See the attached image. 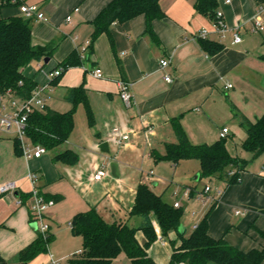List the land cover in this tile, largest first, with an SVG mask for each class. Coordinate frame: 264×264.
Segmentation results:
<instances>
[{
    "label": "crops",
    "instance_id": "obj_1",
    "mask_svg": "<svg viewBox=\"0 0 264 264\" xmlns=\"http://www.w3.org/2000/svg\"><path fill=\"white\" fill-rule=\"evenodd\" d=\"M18 1L1 7L0 19L27 17L20 11L22 4L37 5L47 18H32V42L48 46L49 61L33 60L24 74L34 77L38 85L49 87L47 107L59 112L73 108L66 98L70 88L83 86L93 121L90 123L85 105L77 104L68 140L40 157L26 156L22 144L19 148L16 142L15 131L0 127V186L12 180L18 184L16 191L0 193V257L14 262L19 251L39 234L29 209L33 187L55 200L47 213L51 234L67 222L71 228L72 218L92 207L108 222L120 221L134 227L130 211L138 185L148 183L163 197L164 192L157 189L156 173L169 171L176 176L181 166H186L182 173L185 179H179L181 186L172 190L171 196L179 202L184 198L217 201L209 221L212 237L224 238L244 251L264 246V154L249 162L239 183L217 188L222 190L219 196L211 190L204 200L200 199L204 188L197 186L202 180L199 160H181L175 165L169 160H156L153 155L163 154L166 143L177 142L173 122L178 120L194 144L217 142L222 128L228 127L229 151L251 159V153L240 147L247 135L240 120L242 115L254 121L264 114V32L252 31L256 0H218L217 11L222 12L228 25L224 39L214 32L210 16L196 9V0H160L165 16L153 22L158 41L147 32L145 16L138 15L112 25L114 48L105 32L91 44L94 19L111 0ZM68 15L71 21H67ZM203 29L209 30L205 38L199 37ZM237 29L243 37L240 43L232 38ZM74 52L78 64L63 68L62 63ZM162 59L170 61L165 68L160 67ZM58 68L61 75L52 79L50 72ZM96 69L102 70L101 77L94 75ZM167 74L171 81L165 80ZM121 80L132 84L131 106L120 96ZM114 127L128 139L113 141ZM104 142L109 143V152L101 149ZM26 146L34 147L27 138ZM66 150L77 155L74 163L55 159L57 153ZM113 161L118 163L119 177L112 173ZM102 166L106 167V176L94 181L93 175ZM30 174L36 175L35 182ZM187 189H191L189 196H185ZM237 209L242 213L236 214ZM141 222L142 218L139 225ZM153 223L158 239L149 248V255L159 264H168L172 243L178 246L181 234L172 231L163 237L155 220ZM143 233L137 232L141 243L146 239ZM46 255L27 264H42L44 260L49 263L52 255ZM112 264H131V260L121 255Z\"/></svg>",
    "mask_w": 264,
    "mask_h": 264
},
{
    "label": "trees",
    "instance_id": "obj_2",
    "mask_svg": "<svg viewBox=\"0 0 264 264\" xmlns=\"http://www.w3.org/2000/svg\"><path fill=\"white\" fill-rule=\"evenodd\" d=\"M258 4L264 0H256ZM20 3L18 0H0V8ZM196 9L216 20L218 0H196ZM138 15H144L147 22V32L158 41L153 29V22L165 16L160 0H111L94 19L95 30L91 44L96 38L107 33L112 47H115L111 27L114 23L128 21ZM33 17L22 15L0 19V97L8 99V93L19 99L30 98L38 82L34 77L24 74V69L33 61L45 59L48 46H37L32 42ZM79 58L72 53L63 63V68L78 64ZM120 71L125 69L119 62ZM59 77V76H58ZM56 77V78H58ZM55 79V78H54ZM10 97V96H9ZM67 100L73 103V108L67 112H59L50 107L35 110L29 114L26 127V138L34 146H43L46 150L57 149L65 143L74 129L76 106L83 103L86 107L90 123L93 113L90 108L86 89L83 86L70 88ZM241 125L246 128V138L240 147L251 153V159H245L238 153L232 154L226 139H219L212 144H194L189 139L178 120L173 125L177 134V142L165 144V152L154 153L156 160H169L177 165L181 160L196 159L200 162V179L220 178L227 184H237L241 180V172L249 162L264 154V114L254 121L244 115ZM20 148V140L16 138ZM18 148V149H19ZM20 151V149H19ZM55 159L75 162L77 155L66 150L55 155ZM233 174L230 175V172ZM58 197L57 200H60ZM131 216H140L138 228L128 223L108 222L96 209L77 213L71 221L73 234L82 237V253H76L68 264H112L121 255L127 256L131 264H159L150 255L149 248L158 239L154 220L160 228L163 237L170 232H179L182 211L166 202L162 195L156 193L148 183H140L136 190ZM138 230H143L144 243L137 237ZM180 244H173V253L168 264H263L264 246L244 251L229 244L224 238H214L209 234V222L206 215L194 230L186 236L180 235ZM53 234L46 238L42 234L25 248L19 251L14 262H7L0 257V264H27L41 254L48 252Z\"/></svg>",
    "mask_w": 264,
    "mask_h": 264
},
{
    "label": "built area",
    "instance_id": "obj_3",
    "mask_svg": "<svg viewBox=\"0 0 264 264\" xmlns=\"http://www.w3.org/2000/svg\"><path fill=\"white\" fill-rule=\"evenodd\" d=\"M230 2V0H227ZM20 11L25 14L27 17H37L38 19L47 20L45 14L41 12L37 5L33 4H22L20 5ZM216 20L212 22V28L214 32H216L220 39H224L226 36V32L228 31V25L226 24L223 14L220 11L216 12ZM67 21H71V15L67 16ZM253 32H264V2L258 4L257 10L253 20ZM209 34L208 29H203L199 33V37H207ZM232 38L234 43H240L243 40V37L239 31V29L235 30L232 33ZM85 49V47H84ZM170 61L168 59H162L160 61V67L165 68L169 65ZM62 73L61 69H54L50 72L49 76L54 79L60 76ZM94 75L97 77L102 76V70L96 69L94 71ZM166 81H171L172 77L167 74L165 75ZM232 84H229L228 87H232ZM132 84L126 81H119V91L120 96L127 106H131L134 102V95L131 91ZM47 85H38L33 91L30 98L27 99H19L11 95L10 91L8 93V99L4 97H0V127L6 131L14 130L16 133V137L20 140L24 153L26 156H34L40 157L47 150L43 146H36L33 148L27 147L24 141L26 138V127H27V119L29 114L35 110H44L47 106ZM10 96V97H9ZM229 134V128L223 127L220 132V139H226ZM111 139L118 143H122L123 141L128 139V135L123 133L118 127H114L112 129ZM152 173V172H151ZM107 174V170L105 166L97 169L96 173L93 175L92 179L94 181L102 180ZM233 174V171L230 172V175ZM33 182L36 181V175L30 174L29 176ZM18 188V184L16 181H7L0 186V193L7 194L13 191H16ZM211 190H215L216 194L219 196L222 194V190L213 189L210 184L205 185L203 191L200 193V199L204 200L205 195L209 193ZM191 189H187L185 191V196H189ZM55 205V200L52 198L45 197L36 187H33L32 190V202L30 206V215L33 223H36L37 229L40 234H42L45 238L50 234V224L47 221V213L51 207ZM176 208H180L181 204L179 201H176L173 204ZM241 209L236 210V214H241ZM77 253L81 254L82 249ZM48 264H61L57 262L52 256H50Z\"/></svg>",
    "mask_w": 264,
    "mask_h": 264
},
{
    "label": "rangeland",
    "instance_id": "obj_4",
    "mask_svg": "<svg viewBox=\"0 0 264 264\" xmlns=\"http://www.w3.org/2000/svg\"><path fill=\"white\" fill-rule=\"evenodd\" d=\"M254 33H258V32H254ZM237 137H238V133L236 132V136L233 137L234 140ZM24 141L26 144V138H24ZM185 169L186 166H181L180 168H178L176 176L173 175V172H169V171L161 174L156 173L155 175V177L157 178L156 182H158L157 189L160 192H164V196H163L164 200H166L171 205H173L174 202L178 200L176 197L171 196V193L172 190L179 189L178 187L181 186L177 182L181 181L179 180L180 178L185 179V177H182V173H185ZM206 183H209L213 187V189H217L219 187L225 189V187L228 185L225 180L220 178L217 179L203 178L197 184V186L199 188H204ZM216 202L217 201L215 200L214 201L208 200L206 202H202L198 200V198L181 199L180 202L181 207L179 208L182 211V215L180 218V225L186 227L188 235L194 230L195 226L198 225L206 215L208 216V222L210 221L211 214L215 209L214 205L216 204ZM140 220L141 218L139 216H134L130 224H132L135 228H138ZM138 231L140 234L143 233V230H138ZM52 233H53V239L49 243L48 252L46 253L47 254L46 256H49L51 254L57 262L61 264H68L70 257L77 250L82 248V242H83L82 237L73 234L68 222L66 224L61 225L60 227H55ZM36 264H39V262H37ZM42 264H48V263L46 260H44Z\"/></svg>",
    "mask_w": 264,
    "mask_h": 264
},
{
    "label": "water",
    "instance_id": "obj_5",
    "mask_svg": "<svg viewBox=\"0 0 264 264\" xmlns=\"http://www.w3.org/2000/svg\"><path fill=\"white\" fill-rule=\"evenodd\" d=\"M45 63H48L49 61V58L46 57L45 59ZM101 149L104 151V152H109V143L108 142H104L100 145ZM111 170H112V173L113 175H115L116 177H119V172H118V163L116 161H113L111 163ZM197 179L199 178L198 176L196 177ZM34 225L37 227L36 223H34ZM185 228L180 225L179 227V232L181 235H184L185 234Z\"/></svg>",
    "mask_w": 264,
    "mask_h": 264
}]
</instances>
